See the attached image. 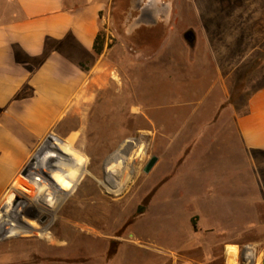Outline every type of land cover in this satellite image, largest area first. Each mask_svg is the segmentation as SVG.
I'll use <instances>...</instances> for the list:
<instances>
[{
    "label": "rangeland",
    "instance_id": "1",
    "mask_svg": "<svg viewBox=\"0 0 264 264\" xmlns=\"http://www.w3.org/2000/svg\"><path fill=\"white\" fill-rule=\"evenodd\" d=\"M221 1L165 0L166 10L148 9V20L147 0L110 1L98 32L103 66L92 75L86 109L40 144L0 202V224L24 201L9 224L21 216L45 226L50 206L38 210L37 182L47 174L43 185L50 184L64 158L75 160L83 175L49 228L58 244L0 234V264H197L206 256L221 264L220 241L264 242V227L249 228L264 219V173L234 128L264 87V21L243 15L242 0ZM129 144V160L108 172L110 156ZM110 174L122 182L119 195L108 192ZM202 240L206 248L198 249ZM257 255L264 259V245Z\"/></svg>",
    "mask_w": 264,
    "mask_h": 264
},
{
    "label": "crops",
    "instance_id": "2",
    "mask_svg": "<svg viewBox=\"0 0 264 264\" xmlns=\"http://www.w3.org/2000/svg\"><path fill=\"white\" fill-rule=\"evenodd\" d=\"M110 1L0 0V202L31 166L40 144L54 137L51 133L73 111L86 109L92 75L103 66L104 51L96 55L93 45L104 24L101 12ZM221 2L230 5L232 0ZM160 5L154 10L162 13L166 8ZM243 5V15H259L255 19L264 21V0H242ZM234 128L254 168L264 173V87L249 96ZM261 182L264 208V175ZM263 227L264 219L249 228ZM206 244V240L199 241L197 248L205 249ZM220 244L221 264H264L257 255L264 242ZM228 248H235L236 253L229 256ZM216 261L206 256L197 264Z\"/></svg>",
    "mask_w": 264,
    "mask_h": 264
},
{
    "label": "bare ground",
    "instance_id": "3",
    "mask_svg": "<svg viewBox=\"0 0 264 264\" xmlns=\"http://www.w3.org/2000/svg\"><path fill=\"white\" fill-rule=\"evenodd\" d=\"M129 145L122 146V149H120L118 152L110 156L107 162L108 172L110 170H115L116 166H122L123 163L129 160V158H126L127 156L124 157L125 151H127L131 147V144ZM140 147L138 146V148H136L135 150L137 151L138 154L142 153V149ZM65 152L75 153L74 149L70 148V146H68ZM64 164L65 165L62 166V168L58 171V173L54 176V178H51L50 184L43 185L48 178L47 174L42 175L37 182V185L39 186V188L36 189V193L34 194V200L37 199L41 193L43 194L42 197H39V199H37L36 205H37L38 210H40L42 209V207H47L49 204L50 206L49 222L45 226H40L34 222L33 223L28 222V224H23L21 223V216H18V217H15V219L9 224L13 216L20 214L23 208L27 205V203L22 201L17 208L11 209L9 213L7 214V216L3 219L2 223L0 224V234L4 235L5 237H9L13 235H16V236L24 235V236H29V237H36L42 242H44L47 245V247H51L52 245L58 244V241L56 240V238L52 235V233L49 230L50 225L54 221V218H55L54 215L57 209L56 205L61 203L67 196L70 195L74 186L76 185V183L78 182V180L80 179V177L83 175V172H84L83 171L84 167L81 165H78L75 160L70 159L69 157L64 158ZM108 177H109L108 179H113V180L107 181L108 184L112 185V188H109L108 192L114 195H119L122 190V187H121L122 182L120 183L117 177L114 176L113 174L108 175ZM61 184H64V185L61 186ZM65 186H66V189L64 188ZM49 198L51 199L49 200ZM228 249H229L228 251L229 256L232 255L233 253H236L235 248H228Z\"/></svg>",
    "mask_w": 264,
    "mask_h": 264
},
{
    "label": "trees",
    "instance_id": "4",
    "mask_svg": "<svg viewBox=\"0 0 264 264\" xmlns=\"http://www.w3.org/2000/svg\"><path fill=\"white\" fill-rule=\"evenodd\" d=\"M102 38L100 33L97 34L95 41H94V45H93V50L95 52L96 55H100L102 53ZM196 218L192 221L191 225L193 227V229H196Z\"/></svg>",
    "mask_w": 264,
    "mask_h": 264
},
{
    "label": "flooded vegetation",
    "instance_id": "5",
    "mask_svg": "<svg viewBox=\"0 0 264 264\" xmlns=\"http://www.w3.org/2000/svg\"><path fill=\"white\" fill-rule=\"evenodd\" d=\"M136 6L139 7V4L136 3ZM160 6H162V7L165 6L164 1H163V4H161ZM149 7H151V9H155V5H154V3H152L151 0H147V6H146V8L144 10H142V12H141V18L142 19H145V20L150 19V13L148 11ZM186 37H188V39L190 41L192 40L191 37H190V35H187Z\"/></svg>",
    "mask_w": 264,
    "mask_h": 264
},
{
    "label": "water",
    "instance_id": "6",
    "mask_svg": "<svg viewBox=\"0 0 264 264\" xmlns=\"http://www.w3.org/2000/svg\"><path fill=\"white\" fill-rule=\"evenodd\" d=\"M187 35H190V37H191V43H192V41L194 40V37H193V34H192V32H191V30H188L186 33H185V37L187 36ZM187 39H188V37H186ZM151 159L148 161V163L146 164V166L144 167V172L145 173H148L151 169H152V167L155 165V163H156V161H157V158L155 157V156H153V157H150ZM28 176V175H27ZM141 211V207H139L138 208V212H140Z\"/></svg>",
    "mask_w": 264,
    "mask_h": 264
}]
</instances>
